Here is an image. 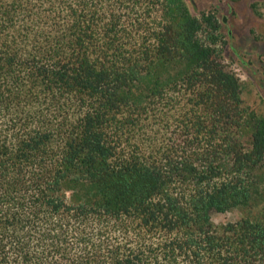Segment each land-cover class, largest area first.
<instances>
[{"label": "trees", "instance_id": "16d2710c", "mask_svg": "<svg viewBox=\"0 0 264 264\" xmlns=\"http://www.w3.org/2000/svg\"><path fill=\"white\" fill-rule=\"evenodd\" d=\"M184 0H0V264H264V115Z\"/></svg>", "mask_w": 264, "mask_h": 264}, {"label": "rangeland", "instance_id": "374dc122", "mask_svg": "<svg viewBox=\"0 0 264 264\" xmlns=\"http://www.w3.org/2000/svg\"><path fill=\"white\" fill-rule=\"evenodd\" d=\"M190 13H213L219 23L222 61L240 82L241 97L264 115V0H184ZM261 184L250 204L213 212L216 227L242 218L264 220V160L258 169Z\"/></svg>", "mask_w": 264, "mask_h": 264}]
</instances>
